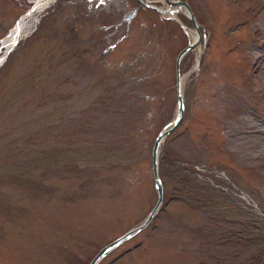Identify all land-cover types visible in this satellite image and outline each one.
Instances as JSON below:
<instances>
[{"label":"rangeland","instance_id":"1","mask_svg":"<svg viewBox=\"0 0 264 264\" xmlns=\"http://www.w3.org/2000/svg\"><path fill=\"white\" fill-rule=\"evenodd\" d=\"M182 1L200 39L179 67L182 122L159 150L163 211L99 264H264V184L232 169L222 109L213 124L208 110L212 91L243 89L264 0ZM33 6L0 0V40ZM139 6L55 0L0 70V264H88L155 206L150 148L176 114V53L197 33Z\"/></svg>","mask_w":264,"mask_h":264},{"label":"bare ground","instance_id":"2","mask_svg":"<svg viewBox=\"0 0 264 264\" xmlns=\"http://www.w3.org/2000/svg\"><path fill=\"white\" fill-rule=\"evenodd\" d=\"M53 1L55 0H29V2L34 5L33 8L30 11H28L24 16H22L20 20L16 23V25L7 33V35L0 40V54H1L0 64L2 60L5 57H7L13 49L16 48L18 42L22 38L27 37L28 33L32 31V28L35 27L36 24L35 18L37 17V15L42 11H44V9H46L47 6H49L50 3H52ZM161 2L162 0H157V3H161ZM171 9H176V8H171ZM182 13L185 14V11L183 9H182ZM254 14L255 12L254 13L252 12V14H250V17H247L244 20L253 19L255 16ZM259 14L261 15L260 19L264 18V13L261 14V12H259ZM164 15H166L170 19V16L167 15V13ZM172 16L174 17L175 15ZM239 24L242 27L246 26L244 24V21L243 23L239 22ZM235 25H234V31L236 30L235 32L238 31V28L239 29L242 28L238 26L236 27ZM181 27L183 28V26ZM248 31L252 33L250 37V43L252 44L253 47L256 48L258 54L255 57L247 55L248 57L245 58V64H247L248 60H249V64L247 66L248 75L245 78L244 84H241L242 85L241 88L243 89H239L240 91H238L237 89L234 91L228 90L226 91L224 96H221L222 98L220 97L218 99H216V91H212L210 94V99H209L210 107L208 110L210 113V119L212 123L214 122L213 120V117L215 116L214 114L222 109L221 116L218 119L220 122L219 130L221 132L222 153L224 154L225 157L228 158L230 162L232 161L231 167L232 166L234 168L237 167L240 168V170L244 168L250 170V173H252V177L255 178V181L256 180L258 181V186H261L262 184H264V23L257 21L256 23L249 25ZM196 32H198V30ZM259 36L262 37L259 38ZM192 44L193 43L189 45ZM237 46L238 45H233L227 48L226 49L227 53L229 51H233L235 48H237ZM234 68L239 69V65L234 64ZM179 80L181 86V76ZM253 81H255L256 83H253ZM237 82L238 84L240 83L239 80ZM245 90H247L249 94L248 96L245 95ZM227 109L228 111L226 113ZM210 128L212 131L213 128L211 126ZM257 203H259V201ZM261 233L258 232V234ZM250 236L253 235L251 234ZM262 236L264 235H261V237ZM244 245L245 243H242V247H244ZM253 249L254 247L252 248V250ZM243 250H244L243 248L238 249L239 254L243 253L242 252ZM248 252H250L249 249ZM250 254H252V252H250ZM246 258L250 260L252 264H255V262H253L252 256L251 258L250 257H246Z\"/></svg>","mask_w":264,"mask_h":264},{"label":"water","instance_id":"3","mask_svg":"<svg viewBox=\"0 0 264 264\" xmlns=\"http://www.w3.org/2000/svg\"><path fill=\"white\" fill-rule=\"evenodd\" d=\"M138 4H141L143 6H145L147 9H152L155 10L157 12V14L161 17L164 14L167 13V15L170 16V19H172L175 23L178 24V27H180L182 29V27L180 26V24L178 23L177 19L174 18L172 15H175L176 13L180 14L181 16L183 15L185 18L189 19V23L191 25V28H193V30L196 32L198 30V24L196 23L195 19L193 17V15L190 12V8H188L187 4L183 1L179 2L178 0H162L166 2L167 7L165 9H161L158 10L156 9V7L150 5H146L145 2H142L141 0H136ZM171 8H176V9H171ZM182 9L185 11V14L182 13ZM196 40L193 42L192 45H189V43L183 48L182 51H179L178 54L175 57V62H174V91L175 92V111L176 114H174V118L173 120H171L169 123L166 124V126L161 129L157 136L154 139V144L151 146V150H150V169H151V174H152V181H153V188L155 191V195L156 196V203L154 204L155 206L150 210L149 214L147 215L148 217H145V219L143 220V222L135 227L130 229V231H128L127 233L125 232L124 234L120 235V237L118 239H114L113 241L110 242L109 245H105L104 247L101 248V250L94 255V257L91 259V262L89 264H98L102 258L108 254L109 252H111V250H113L115 247H118L121 242H123L124 240H128L131 238L132 235H134L135 233H139L141 232V230L143 228H145L149 223L150 220L152 219V217H154L155 212H157L158 208L161 206V200H162V189H161V184L160 181L158 180V155H159V148L161 145L164 144V141L166 140L167 136L169 134H171L172 132H174L177 129V126L179 125V123H181V119H182V113H184L183 111V101H182V91H181V86H180V75H179V63L182 62V58L184 57V55L187 52H191L194 51V47L197 45L198 40L200 39L198 37V32H196Z\"/></svg>","mask_w":264,"mask_h":264},{"label":"trees","instance_id":"4","mask_svg":"<svg viewBox=\"0 0 264 264\" xmlns=\"http://www.w3.org/2000/svg\"><path fill=\"white\" fill-rule=\"evenodd\" d=\"M40 27H38V31L39 32H42L43 31V27H45V25H44V23L43 24H41V25H39ZM37 31V32H38ZM66 43L67 45H69V46H67V49H70V48H73L74 49V47L76 46V43H75V41L73 40V41H68V40H66V39H60V43ZM179 179H178V183H185L186 184V186H188L190 183L191 184H194L192 181H190V180H188L185 176H183V174H181V175H179V177H178ZM189 181H190V183H189ZM192 190H194V188L192 187ZM186 197H188V198H186ZM186 197H181V198H186V199H189V200H191L192 199V197H190V196H186Z\"/></svg>","mask_w":264,"mask_h":264}]
</instances>
